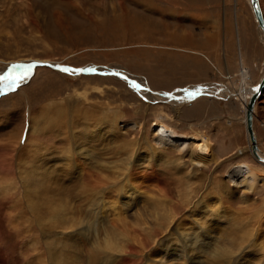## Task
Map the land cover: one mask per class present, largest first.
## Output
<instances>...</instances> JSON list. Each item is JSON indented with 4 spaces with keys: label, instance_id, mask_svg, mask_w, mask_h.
<instances>
[{
    "label": "rangeland",
    "instance_id": "1",
    "mask_svg": "<svg viewBox=\"0 0 264 264\" xmlns=\"http://www.w3.org/2000/svg\"><path fill=\"white\" fill-rule=\"evenodd\" d=\"M260 2L264 11V0ZM30 61L116 69L158 93L202 90L205 95L180 96L176 105L163 95L166 101L146 96L116 75H77L49 67H38L19 85L0 81V264H51L56 241L62 249L65 242L77 250L79 264H146L149 254L137 249V242L130 250L106 247V239L124 243L117 239L125 230L122 220L136 236L139 218L158 240L183 253L182 230H174L175 222L167 227L170 206L161 202L163 192L167 201L181 205L179 228L191 212H200L198 221H187L193 236L203 238L209 226L226 239L211 248L210 239L209 247L199 239L196 244L207 249L200 264H221L217 248L231 250L227 240L244 232L239 221L254 213L255 204L260 223L247 227L259 234L246 252L258 264V254L264 253V174L252 192H246L243 182L248 168L263 171L264 165L253 157L246 131L249 98L234 96L256 89L264 77V37L249 0H0V76L12 65ZM243 66L249 71L245 82ZM5 85L7 90H1ZM255 112L254 128L264 153V93ZM159 120L169 131L163 140L154 131ZM97 123L105 128L98 131ZM201 135L209 140L216 162L198 166L192 185L174 181L175 171L166 162L179 158L189 163L191 147L202 141ZM145 141L153 142L165 160L153 162ZM128 147L140 154L132 158L136 165L130 180L141 193L118 222L110 202L116 196L123 207L126 194L121 195L118 185L126 176L114 177V185L112 175L128 157L122 154ZM102 173L105 190L87 192ZM23 181L33 190L30 197L22 191ZM199 201L204 204L196 206ZM106 215L116 219L112 223ZM59 216L83 220L72 230L80 233L73 235L67 224L57 234L56 225L64 223ZM185 259L171 264H190ZM152 261L168 263V256Z\"/></svg>",
    "mask_w": 264,
    "mask_h": 264
},
{
    "label": "bare ground",
    "instance_id": "2",
    "mask_svg": "<svg viewBox=\"0 0 264 264\" xmlns=\"http://www.w3.org/2000/svg\"><path fill=\"white\" fill-rule=\"evenodd\" d=\"M249 2H250V0H249ZM250 4H251V2H250ZM258 4H259V9H260V12H261V15H262V19H263V22H264V11H263V8H262V5H261V2H260V0H258ZM255 16V15H254ZM260 28V27H259ZM260 31H261V29H260ZM261 35H262V37H264V33L261 31ZM33 62H35V61H30L29 63H27V64H21V65H30L31 63H33ZM39 62V61H38ZM40 62H47V61H40ZM49 63H53V64H55V65H58L57 63H55V62H49ZM58 66H60V65H58ZM38 68V67H37ZM36 68V69H37ZM36 69H34V70H32V72H31V74L29 75V76H32L33 75V73L35 72V70ZM94 69V68H93ZM96 69V68H95ZM56 70V69H55ZM98 70V69H97ZM58 71H60V70H58ZM100 71V70H99ZM69 72H71V71H69ZM72 72H74L75 74H77V75H81V74H83V73H81V72H78V71H72ZM101 72H103V71H101ZM13 73H15V75H13L14 77H16V76H18V75H21L20 73L18 74V72H13ZM104 73H106V72H104ZM109 73H116L117 75L116 76H119V77H121V78H124L125 79V75L124 74H122V73H120L119 71H117L116 69H109ZM113 75H115V74H113ZM242 76H243V81L245 82L246 81V79L248 78V76H249V71L247 72L246 71V69H245V66H243V68H242ZM127 78V77H126ZM230 78V77H229ZM130 81L128 82L131 86H133V82L135 83V84H138L135 80H133L132 78H128ZM263 79H264V77L262 78V80L260 81V84H259V88H257V90L256 89H253V90H251V91H246V92H244V90L242 91V90H239V91H237L236 93L237 94H235V92L233 93V94H235L234 96H236V97H238L240 94H245V96H248V102H247V104H246V109H247V106H248V104H249V102L252 100V98H253V95L256 93L257 95H256V97L254 98V100H253V106H252V131H253V135H254V138H255V147H256V151H255V153L253 152V145H252V143H251V139H250V135L248 134V132H247V134H248V138H249V141H250V144H251V153H252V155H253V157L259 162V163H261L262 164V166L264 165V153L261 151V149L259 148V143H258V138H257V134H256V131H255V128H254V122H255V116H256V105H257V102H259V100H261V97L263 96V93H264V84L263 85H261L262 84V82H263ZM24 80V79H23ZM22 81V80H21ZM22 83V82H21ZM6 85H8V84H6ZM6 85L5 86H2V89L1 90H4L5 91V89L7 90V88H5L6 87ZM17 85H19V83L17 84ZM139 85V84H138ZM142 87V86H141ZM233 87V86H232ZM133 88H135V87H133ZM143 88V89H142ZM142 88H135V89H137L138 91H140V92H142L144 95H150V97H153V98H156V100H162V101H166V99H164L165 98V94L164 93H158V92H155V91H153V90H151L150 88H144V87H142ZM3 91V92H4ZM147 92V93H146ZM223 92V91H222ZM225 92V91H224ZM2 92H0V94H1ZM149 93V94H148ZM190 93H196L195 95H190ZM205 95L204 93H203V91L202 90H195V91H192V92H189V91H182V92H180V94H176V93H173V95H172V97H166V98H168L167 100H170L172 103H174V104H178V102H180V101H182L183 100V98H180V96H182V97H184L185 99L187 98H192V97H197V96H200V95ZM211 94H213L214 96L216 95V93H211ZM231 94V96H233V94L232 93H230ZM146 95V96H147ZM160 95H163L164 96V98H162ZM210 95V94H209ZM211 96V95H210ZM217 96V95H216ZM180 98L179 100L180 101H177V98ZM228 97V96H227ZM182 99V100H181ZM193 99V98H192ZM175 112H177V113H179V109L178 108H176V106H175V109H173ZM32 120V119H31ZM246 120V119H245ZM34 122V121H33ZM57 122V121H56ZM245 124H246V121H245ZM32 125V124H31ZM36 125V124H35ZM154 131H155V134L157 135V138H158V140H163L164 139V137H165V135H167L168 133H169V131H168V127L161 121V120H159V121H157V122H155L154 124ZM94 127L96 128V127H98V131H100V129L103 127V128H105L104 126H103V124L101 123V124H99V123H97L96 125H94ZM94 128V129H95ZM100 128V129H99ZM95 134H98L99 136L101 135V134H103V133H100L99 134V132L98 133H96L95 132ZM95 134H94V136H95ZM73 136V135H72ZM99 136H97V137H99ZM92 137V136H91ZM201 138H202V141H199V142H195L193 145H192V147H191V152H190V162L189 163H183L182 161H181V159H176V160H172V161H167L166 163H167V165L168 166H170L171 168H173V170L175 171V172H173L172 171V174H174V176L176 177V180H174V181H177L178 183H182V182H184L185 180H189V181H191L192 183H191V185L194 183L193 182V180H194V178H195V174L197 173H195V171H197L198 170V166H201V165H206V164H208V163H210V162H216L215 161V159H216V156L213 154V153H211V145H210V142H209V140H207V139H205V137L203 138L202 137V135L200 136ZM199 137V138H200ZM74 139V138H73ZM100 140V139H99ZM72 142V141H71ZM149 142V141H148ZM73 143V142H72ZM145 143H146V145H147V147H148V149H150V152H149V154H151L153 157H155V160L153 161V162H155V163H159V162H161L162 161V159L163 160H165V158L166 157H164L161 153H160V151L158 152V151H156L157 149H156V147H155V145L154 144H152V143H147L146 141H145ZM79 148H81V147H79ZM146 148V147H145ZM132 149V148H131ZM78 150H80V149H77V151ZM145 151V150H144ZM79 152V151H78ZM77 152V153H78ZM82 152V151H81ZM38 152H35L34 153V155H36ZM74 153V152H73ZM157 153H159V154H161V156H157ZM79 154H80V152H79ZM124 156L126 155V157L127 158H125V159H123L122 161H121V163H120V166H119V168H117L114 172H113V179H114V185L116 184V178H114V177H118V175L120 176V175H122V176H126V182H124V183H120L119 185H118V188H119V192L121 193V195L123 194V195H125L126 194V197L124 198V204H123V207H121V206H119V199H117L118 197H116V196H114L113 197V201H111L110 202V211H113L114 212V216L117 214V215H119L120 217L117 219V221L118 222H120L119 220H121L122 219V217L126 214L125 212V207H128L127 205H129L131 202H134V201H136L137 199H138V194L139 193H141V190H140V188H138V187H135V185L133 186L132 185V183H131V180H130V175L132 174V172H133V170L135 169L134 167H135V165H136V161H135V164H134V162H132V158H133V156L134 155H136V156H138V155H140L139 153H137V152H133V151H131L130 150V147H128V148H125L124 150H123V153H122ZM135 157V156H134ZM138 158V157H137ZM37 159H38V157H37ZM135 160V159H134ZM143 161L142 162H145V160L144 159H142ZM171 160V159H170ZM38 161H39V159H38ZM139 160H138V162H137V165L139 166ZM146 164H149V162L147 161L146 162ZM39 165V164H38ZM166 165V166H167ZM192 165V166H191ZM101 166H103L102 164H101ZM141 166V165H140ZM43 167H45L44 165H43ZM109 168L110 167H112L111 165H109L108 166ZM116 167V166H115ZM183 167V168H182ZM101 168V167H100ZM103 168V167H102ZM17 169V168H16ZM111 169V168H110ZM113 169V168H112ZM36 170H37V168H36ZM248 170H249V172H248V178L246 177L245 178V181L243 182L244 183V185L246 186V188H247V190H246V192H252L253 190H254V188L256 187V185L258 184V182H259V179H261V176H262V174H264V170L263 171H260V170H257V169H251V168H248ZM38 171H36V173H37ZM122 172H124V173H122ZM199 172V171H198ZM79 173V172H78ZM84 173V171L83 170H81V174H83ZM126 173V174H125ZM169 173V172H168ZM8 173H6V175H7ZM72 174V173H71ZM74 174V173H73ZM99 174V173H98ZM261 174V176H259ZM103 175H106V174H100L99 176H98V180H93V181H95V186L94 187H92L90 190H89V188L88 189H85L87 192H92V193H96V192H100V190H105V186L106 185H104V183L105 182H103ZM167 175V174H166ZM121 176V177H122ZM171 176V175H170ZM181 176L183 177V178H181ZM20 177V176H19ZM101 177H102V179H101ZM173 177V176H172ZM171 177V178H172ZM178 177H180V178H178ZM6 178V177H5ZM37 178H38V176H37ZM110 178V177H109ZM169 178V177H168ZM174 178V177H173ZM19 179V178H18ZM175 179V178H174ZM106 180V179H105ZM25 181H26V179H25ZM25 181H23V187H22V191H24V193L25 194H29V197L31 196V194H32V192H33V190H32V192H30V191H28L27 190V184L25 183ZM91 181V180H90ZM119 182V181H118ZM92 183V182H91ZM50 184V183H49ZM89 184V183H88ZM134 184V183H133ZM86 185V184H85ZM212 185V184H211ZM50 186H51V184H50ZM59 186V185H58ZM87 186V185H86ZM90 186V185H89ZM113 186V185H112ZM27 187V188H26ZM60 187V186H59ZM159 187V186H158ZM181 187V186H180ZM192 187V186H191ZM62 188H64V187H62ZM59 189V188H58ZM179 189V188H178ZM60 190H61V188H60ZM46 191V190H45ZM82 191H84V189L82 190ZM196 191V190H195ZM108 192V191H107ZM246 192H243V194L244 193H246ZM50 193V192H49ZM115 193V192H114ZM180 193V192H179ZM196 193V192H195ZM51 194V193H50ZM190 194V193H189ZM81 195H82V193H81ZM159 195H161V194H159ZM181 195V194H180ZM58 196V195H57ZM162 196V195H161ZM190 195H187V197H189ZM26 197V196H25ZM39 197V196H38ZM205 197V196H204ZM157 198V197H156ZM190 198V197H189ZM64 199V198H63ZM74 199V198H73ZM159 199H160V197H159ZM70 200V199H69ZM161 202H163V204H167L168 206H170V212H169V214L165 217V220L166 221H168V224H167V227H169V228H171L170 226H172L173 225V223L175 224L174 226V230L176 231V232H178L179 233V230H182L181 232H182V250H183V253L182 252H180V253H178V251L174 248V246L173 245H169L168 243H169V241H167V240H163V241H161V240H158L157 238H158V236L155 234V233H153L152 232V228L150 227V226H147L146 225V223L144 222V218L142 219V218H139V220H138V231H137V235L136 236H133L132 237V234H133V231H134V229L132 230V231H130V229L126 226V224H125V222H123V220L120 222V223H123L122 225H123V227L125 228V230L123 231V234H121L117 239H120V240H123L124 241V243H126V245L123 243H117L116 241H109L108 239H106V247H107V249L108 248H110V249H113L116 245H118V247H116V248H122L121 250H125V248H129V250L132 248V244H133V242H134V244H135V242H137V243H139L138 245H136V247H137V249H138V247H139V249H143L144 251H146V252H148V263H146V264H171V263H173V261H175V260H178V259H180V258H182L183 260H185V263H186V257H188V262L187 263H190V264H200V261H201V255H204V254H206V251H207V249L202 245V246H200V244H196L197 242H198V240L200 239V241L201 242H204L208 247H209V239H210V248L211 247H213V245L214 244H217L219 241H222V243H223V241H224V239L222 238V236H220V237H218V235H220L221 234V230H219V229H215V227L214 228H211V227H209V226H206V227H204V229H205V231H204V237L203 238H200V236H198L197 235V237H194L193 236V232L191 233L190 231H189V229H192V227L193 226H190V225H192V224H189V223H187V221L189 220L190 221V223H193V222H196V221H198L196 218L197 217H199L200 215V212L199 213H197V212H191L190 213V216H187V218H185L184 219V221L181 223V228H179L178 227V223H177V215H179L178 213H179V209L181 208V205L180 204H178V203H175L173 200H169V201H167V196L164 194V192H163V196H162V198H161ZM203 200V199H202ZM74 201V200H73ZM36 202V201H35ZM64 202V201H63ZM249 202V201H248ZM30 203V202H29ZM28 203V204H29ZM153 203V202H152ZM182 203V202H181ZM184 203V202H183ZM31 204V203H30ZM66 204V203H65ZM132 204V203H131ZM154 204V203H153ZM201 204H204V202L203 201H199L198 203H196V206H199V205H201ZM180 205V206H179ZM34 206V205H33ZM149 206V205H148ZM164 206V205H163ZM163 206H162V208H163ZM177 206V207H176ZM74 207H77L76 205L74 206ZM156 207V206H155ZM36 208V207H35ZM34 208V209H35ZM66 208V207H65ZM124 208V209H123ZM199 208V207H198ZM31 209V208H30ZM161 209V208H160ZM208 209V208H207ZM256 209H257V207L255 206V204H254V207H253V211H254V213H250V214H252V216H250V214H248V216H247V218H246V220L244 219V217H243V219L242 220H240L239 221V223H241V225H242V227L244 228V232H241V234L238 236V237H236L237 239L235 240V239H233V238H231L230 237V239H228L227 241L230 243V249L231 250H229V251H226L225 250V248H223V246L219 249V248H217V258L220 260V261H222L221 262V264H252V259H251V255H250V252H246V250H248L249 249V247L251 246V244H250V239L251 238H254V239H257V235L259 234V232H258V230H257V228H248L247 227V225L249 224V223H252V221H255L256 223L258 222V220L259 219H257L258 218V212H256ZM31 210H33V209H31ZM76 210V209H75ZM69 211V210H68ZM67 211V212H68ZM96 211V210H95ZM109 211V210H108ZM166 211V210H165ZM180 211H182V210H180ZM37 212V211H36ZM63 212V211H62ZM65 212V211H64ZM63 212V213H64ZM70 212V211H69ZM76 212H77V210H76ZM103 212V211H102ZM168 212V211H167ZM31 213H32V211H31ZM104 213V212H103ZM50 214V213H49ZM75 214V213H74ZM40 215V214H39ZM43 215H45V214H43ZM61 215V214H60ZM64 215H65V213H64ZM70 215V214H69ZM102 215V214H101ZM116 215V216H117ZM161 214H160V211L158 210V213L156 212V216H160ZM17 216V215H16ZM107 217H108V219L109 220H111L112 221V223H113V220H115L116 218L113 216V217H111L110 215H106ZM165 216V215H164ZM102 217H104V215H102ZM157 217V218H158ZM188 217H189V219H188ZM52 218V217H51ZM115 218V219H114ZM125 218V217H124ZM59 220L60 219H64L63 221H64V223H61V222H57L58 224L56 225V230H60V232H57V234L59 233V235L60 234H62L63 233V230H64V228L63 227H66V225L68 224V228H69V230L71 229V231L73 230V228H75L74 226L76 225V223H77V225H78V223H79V225H81V224H83V220H81V219H76V218H73V217H70V218H66V217H61V216H59V218H58ZM84 219V218H83ZM106 219V218H105ZM162 219V218H161ZM176 219V220H175ZM234 219V218H233ZM236 219H237V217H236ZM52 221V220H51ZM62 221V222H63ZM116 221V222H117ZM260 221V220H259ZM49 222V221H48ZM85 223V222H84ZM161 223V222H160ZM233 223V222H232ZM258 223H260V222H258ZM38 224V223H37ZM63 224V225H62ZM158 224H159V222H158ZM164 224V223H163ZM202 224V223H201ZM211 224V223H210ZM209 224V225H210ZM127 225H129V224H127ZM155 225V224H154ZM182 225H184V226H182ZM187 225H189V226H187ZM194 225V224H193ZM195 225H197V223L195 224ZM156 226V225H155ZM219 226V225H218ZM248 226H250V225H248ZM261 226V225H260ZM50 227H52L51 225H50ZM80 227V226H79ZM127 227V228H126ZM152 227H154V226H152ZM186 227H189V228H186ZM155 228V227H154ZM157 228V227H156ZM183 228H186V229H183ZM172 229V228H171ZM223 229V228H222ZM46 230V229H45ZM53 230H55V229H53ZM156 230V229H155ZM160 230H161V228H160ZM84 231H86V230H84ZM165 231V230H164ZM73 232V231H72ZM75 232H79L80 233V231H75L74 230V232H73V235H74V233ZM90 232H91V230H88V231H86V233H89L90 234ZM155 232V231H154ZM257 232V233H256ZM69 233H70V231H69ZM82 233V236L83 235H85L86 233H84V232H81ZM94 233V232H93ZM158 233V232H157ZM197 233V232H196ZM202 233H203V231H202ZM68 234V233H67ZM116 234V233H115ZM114 234V235H115ZM156 235V236H154V235ZM192 234V235H191ZM195 234V233H194ZM199 234V233H198ZM257 234V235H256ZM94 235V234H93ZM112 235V234H111ZM42 236V235H41ZM69 236V235H68ZM77 236H79L78 234H77ZM76 236V237H77ZM86 236V235H85ZM91 236V235H90ZM225 236H226V234H225ZM234 236V235H233ZM70 237V236H69ZM80 237V236H79ZM88 237V236H87ZM86 237V238H87ZM105 237H106V235H105ZM185 237V238H184ZM67 238V237H66ZM74 238V237H73ZM75 239V238H74ZM116 239V240H117ZM138 239H140V240H138ZM207 239V240H206ZM111 240V239H110ZM43 241V240H42ZM188 241H191L192 242V244H191V246L189 245V244H187V242ZM225 241H226V239H225ZM224 241V242H225ZM69 242V241H68ZM98 242V241H97ZM57 241H56V243H54V245H53V247H54V249H52V248H50L51 250H50V259H49V261H51V264L53 263V264H79V263H77V262H80V261H78V259H77V250H75L72 246H70V245H68L67 243H65L64 242V244H62L63 246H64V248L65 249H62V248H60L58 245H57ZM72 243V242H71ZM117 243V244H116ZM80 244V243H79ZM98 244H100L99 242H98ZM134 244H133V247H134ZM257 244V246L259 245L258 243H255L254 245H256ZM37 245V244H36ZM68 245V246H67ZM73 245V244H72ZM74 245H75V242H74ZM225 245V244H224ZM70 246V247H69ZM77 246V245H76ZM263 246V245H262ZM105 247V246H104ZM184 247V248H183ZM195 247H197V248H195ZM216 247V246H215ZM45 248V247H44ZM71 248V249H70ZM228 248V247H227ZM109 249V250H110ZM224 249V250H223ZM259 249H260V247H259ZM264 249V248H263ZM262 249V250H263ZM39 250V249H38ZM102 250V249H101ZM108 250V251H109ZM103 252V251H102ZM107 252V251H106ZM106 252H103V253H106ZM124 252V251H123ZM40 253V252H39ZM106 254H108V253H106ZM115 254V253H114ZM131 254V253H130ZM141 254V253H140ZM262 254H263V252H262ZM109 255V254H108ZM138 255V254H137ZM164 255H166V256H168V263H164V262H156V261H152V258H155V259H158V258H161V256H164ZM107 256V255H106ZM106 256H104V257H106ZM147 256V255H146ZM205 256V255H204ZM61 257H63L64 258V262H61ZM117 257H119V256H117ZM256 257V256H255ZM260 257V256H259ZM81 258V257H80ZM102 258V257H101ZM112 258V257H111ZM109 259V258H108ZM45 260V259H44ZM80 260V259H79ZM107 260V259H106ZM211 260V259H210ZM257 260V259H256ZM70 261V262H69ZM206 261V260H205ZM213 261V260H212ZM103 262V261H102ZM110 262V261H109ZM254 262V261H253ZM45 263V262H44ZM33 264V263H32ZM40 264H41V261H40ZM50 264V263H49ZM102 264H104V263H102ZM137 264H141V263H137Z\"/></svg>",
    "mask_w": 264,
    "mask_h": 264
},
{
    "label": "water",
    "instance_id": "3",
    "mask_svg": "<svg viewBox=\"0 0 264 264\" xmlns=\"http://www.w3.org/2000/svg\"><path fill=\"white\" fill-rule=\"evenodd\" d=\"M250 2H251V7H252V10L254 12L255 19H256V21L258 23V26L260 27L261 31L264 33V22H263L262 15H261V12H260V9H259L258 0H250ZM30 65H34L35 66L33 68V70L36 69L37 67H49L51 69H56V70H60V71H61V69L67 68V69H70V70H76V71L84 73V74L92 73V74H97V75H102V76H105V75L113 76V74L117 75L116 73H109V72L104 73V72H101V71H99V70H97L95 68L94 69L93 68L75 69V68H73L71 66H58V65H55L53 63L51 64L49 62H40V61L38 62V61H35V62L31 63ZM11 69H12V67L10 68V70ZM125 80L127 82L130 81L128 78L125 79ZM259 84L257 85L256 90H257V88H259ZM263 84H264V79H263V82H262L261 85H263ZM140 88H142V87L140 86ZM172 95H173V93H169V94H165L164 96L165 97H172ZM256 95H257L256 93L253 95V98L249 102V104L247 106V109H246V131L250 135V139H251V143L253 145V152L254 153L256 151V147H255V138H254L253 131H252V106H253V100L256 97ZM177 99H180V98L178 97Z\"/></svg>",
    "mask_w": 264,
    "mask_h": 264
},
{
    "label": "snow or ice",
    "instance_id": "4",
    "mask_svg": "<svg viewBox=\"0 0 264 264\" xmlns=\"http://www.w3.org/2000/svg\"><path fill=\"white\" fill-rule=\"evenodd\" d=\"M34 67H35L34 65H13L12 69L8 72L7 75L0 76V81H6L8 86L12 87V86L20 83L21 80L27 79L29 77V75L31 74ZM61 71L69 72V71H75V70H70V69L64 68V69H61ZM13 72H18L21 75L14 77L12 75ZM125 79H127V78L125 77ZM133 87L139 88L140 85L135 84L133 82ZM195 94L196 93H190V95H195Z\"/></svg>",
    "mask_w": 264,
    "mask_h": 264
},
{
    "label": "crops",
    "instance_id": "5",
    "mask_svg": "<svg viewBox=\"0 0 264 264\" xmlns=\"http://www.w3.org/2000/svg\"><path fill=\"white\" fill-rule=\"evenodd\" d=\"M259 256H260V257H259ZM258 257H259L258 264H264V253H263V254H262V252L259 253V254H258Z\"/></svg>",
    "mask_w": 264,
    "mask_h": 264
}]
</instances>
